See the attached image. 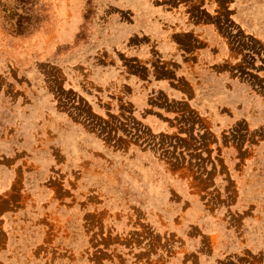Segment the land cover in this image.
<instances>
[{
	"label": "rangeland",
	"instance_id": "374dc122",
	"mask_svg": "<svg viewBox=\"0 0 264 264\" xmlns=\"http://www.w3.org/2000/svg\"><path fill=\"white\" fill-rule=\"evenodd\" d=\"M232 5L0 0L1 188L14 180L0 190V264H264V215L219 193L212 178L235 176L231 156L217 173L210 158L218 144L264 145V121L159 104L146 84L164 68L175 79L155 56L163 41L196 52L210 23L234 52ZM236 59L203 67L204 89L174 86L208 100L216 76L248 80Z\"/></svg>",
	"mask_w": 264,
	"mask_h": 264
},
{
	"label": "crops",
	"instance_id": "0c3cea01",
	"mask_svg": "<svg viewBox=\"0 0 264 264\" xmlns=\"http://www.w3.org/2000/svg\"><path fill=\"white\" fill-rule=\"evenodd\" d=\"M232 12L233 24L237 30L234 34L235 45L233 48L236 54L224 41L222 42L218 34L213 30L212 25L214 23H210L211 25L205 29H200L207 44L203 48L196 49V52L187 53V51L182 52L183 50L180 51L175 48L166 49L167 44L163 41L162 47L157 50L159 54L156 53L155 56L160 55L164 63L168 60L171 65H174L175 79L171 80L166 77V68L161 72L159 67L157 69V71L159 70L158 74L152 77L148 73L147 82L145 81L147 88L150 87L154 90L152 94H148L149 99L150 95L156 97L159 94L160 97L157 103L164 105L187 103L190 105L232 106V113L234 114L232 119L234 120L241 119V116L247 113L250 120L264 121V113H260L259 116L257 114V107L259 105L264 106V94L260 93L261 84L264 81H258L259 78L257 76H262V71L264 72V0H233ZM241 56H243L242 60L248 59L247 63L250 67L247 75L248 80L241 79V76H239L238 79H235V77L228 82L230 79H227L226 75L222 77L216 76V81H213V83H219L221 80L228 82V84L223 82L222 84H215L216 92L212 91L208 100H204V96L199 97L198 94H194L192 83H200L196 85L197 88L204 89L208 87L205 83L209 82L210 77H214L211 71H206L207 69L203 67H208V65L223 66L231 58H237L235 61L240 64ZM194 57L195 61L193 62ZM198 69L201 70L203 79H197L193 75ZM242 71L240 69L239 72ZM246 74L247 71H243V78ZM178 78L181 81H191L192 83L190 86H180L179 89L178 86H174ZM262 78L264 80V77ZM188 87H190V91L186 90ZM259 94L261 96H258ZM143 97L145 98V96ZM241 105H247V110L246 108L240 110V107L237 109V106ZM219 106L212 113L217 115L219 120H227L226 113L220 114L223 107ZM158 113L167 117V114L163 113V111ZM216 148L217 156H212L214 154L213 150L210 155V158L214 160L213 165L216 173L222 163L223 165L225 163L223 158L231 156L229 158L235 174V176L231 175L226 178L222 176H214L212 178V183L219 186V193L225 194L226 197L235 193L237 195L236 200H247L250 202L244 205L243 210L250 209L254 215H264V145L239 149L235 145L232 148L230 146L225 148L218 144ZM241 169H244L242 175ZM13 183L14 180L11 178L4 189L1 188L0 184V190L4 192L10 190ZM230 184H233V190L227 187Z\"/></svg>",
	"mask_w": 264,
	"mask_h": 264
}]
</instances>
